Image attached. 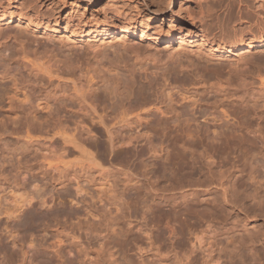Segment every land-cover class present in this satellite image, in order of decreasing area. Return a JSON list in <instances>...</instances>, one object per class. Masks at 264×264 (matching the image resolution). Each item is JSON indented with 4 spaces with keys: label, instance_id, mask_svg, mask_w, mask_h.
Segmentation results:
<instances>
[{
    "label": "rangeland",
    "instance_id": "374dc122",
    "mask_svg": "<svg viewBox=\"0 0 264 264\" xmlns=\"http://www.w3.org/2000/svg\"><path fill=\"white\" fill-rule=\"evenodd\" d=\"M228 5L234 19L222 31L214 15L225 17ZM174 10L178 23L171 21ZM9 11L38 15L43 24L39 30L0 24V207L30 201L15 216L0 215V258L19 264L27 252L23 264H32L29 256L44 250L39 245L59 244L66 264H105L110 252L120 264H154L150 253L139 258L130 251L136 241L190 229L184 221L207 219L218 205L216 240L227 239L226 223L229 229L248 225L243 235L258 237L253 264H264V90L252 85L256 74L247 75L252 93L243 100L233 87L220 92L210 82L191 80L196 65L213 81L212 69L239 58L264 70V47L219 60L199 45L202 36L225 46L251 41L264 20V0H243L247 22L236 18L238 0H0V17ZM125 23L135 35L122 38ZM46 26L60 32H45ZM67 26L76 33L109 26L114 37L103 45L100 36L63 37ZM182 33L191 38L177 50ZM20 41L53 56L62 73L90 67L74 80L87 85L97 115L74 107L73 92L60 88L73 83L70 74L30 72ZM180 62L193 66L180 69L176 82L169 72ZM186 119L193 120L191 129L181 124ZM184 126L208 137H186ZM63 133L74 142L64 141ZM89 157L100 172L88 166ZM29 231L36 240L22 246Z\"/></svg>",
    "mask_w": 264,
    "mask_h": 264
},
{
    "label": "bare ground",
    "instance_id": "6f19581e",
    "mask_svg": "<svg viewBox=\"0 0 264 264\" xmlns=\"http://www.w3.org/2000/svg\"><path fill=\"white\" fill-rule=\"evenodd\" d=\"M90 1L92 2L93 0H90ZM161 3H162V0H161ZM242 4H243V0H238V13L236 15V18L238 21H241V22L246 21L245 19L247 17L246 14L242 11ZM229 6L230 5H228V7ZM230 7H229L230 10H228L227 15H225V17H222V15L216 14V13H215L216 15H214V20L217 22V25L219 26L220 29H222V31L224 29H227L228 27L226 28H223V27L228 26L229 23L232 22V20L234 19L233 13H231L232 8ZM33 18L34 17H30L29 14L21 16V15H17L16 12L14 11H9V12H5L4 15L0 17V24L8 26L16 21L17 23H21V26L23 28L30 27L34 30H39L41 28V25L43 24V20H42L43 17H38L37 15L36 17L37 19H33ZM180 20H181V17H180L179 11L174 10L171 21H173V23H178L180 22ZM256 26H257V32L255 35L256 37H253V39L248 42L242 41L239 45L236 44L237 46H232V45L225 46L224 43L216 45L214 44V41L213 42L210 41L208 37H205V36H202V39L199 45L208 46V52H209L208 56L215 57L219 60L226 58L229 54L233 53V51H236V50L240 52L239 54L236 52L237 53L236 56H238L239 58V56H241L242 54L246 52H249L252 49L264 47V20H262L261 22L258 21L256 23ZM251 29L252 28H250V30ZM72 30H70L69 27L67 26L64 31V34H67V36L64 35L63 37L88 38L91 40H96V38L100 36V40H99L100 45L110 42L111 39L114 37L113 34L115 31V29H112L109 26H107L102 32L95 29L93 31L90 30L84 33H76ZM130 30H131L130 25H127L125 23L122 26L121 31H120L122 38L124 36H127L128 34L135 35V32H131ZM44 31L49 32L51 34L60 32L59 30H57V28L48 27V26L44 28ZM141 33H142L141 37L146 36L144 29L142 30ZM174 33L175 32L173 30L167 34L166 40L168 42H171L173 40L175 36ZM187 36L188 35H184L183 33L180 34V37H179L180 44L177 50L182 48V45L186 43L187 38H191ZM9 37L10 35L5 36L6 39H8ZM211 38L213 39V37ZM152 39H155V38L153 36L152 37L150 36L149 40H152ZM18 46L22 50V59L28 63L26 64L29 65L28 66L30 67L29 70L33 74H39V73L47 74L50 78L53 77V74H70L71 77L73 76V83H72L73 85L68 84L71 88L67 84L63 85L59 83L63 85V87L61 86L60 88L62 89L65 88L64 90H70L69 91L70 93L73 92L71 96H74L76 100L78 101L76 104L75 103L73 104L74 107H77L80 110H83L86 112H90L93 115H97L99 104L98 105L97 103L95 104V100H92L85 93L83 89L85 88L83 86L85 85V83L83 84V82H81L82 83L81 85L78 82L79 80L78 81L76 79L74 80V77L76 78L78 74L79 76L81 74H88L91 71L90 67L81 69L79 70V72L73 70V71H68L67 73H64V72L62 73L59 67L56 65L57 63H55L53 56H48L47 53L45 54V56H43L42 53H39V50L31 48L29 45H25L23 41H20ZM136 54H138V52ZM231 63L232 64L230 66H224L218 69H212L211 74H214L213 75V78L215 80V81L213 80L214 82L204 79V76L200 75L201 73L199 71L200 69L199 65H196V69L192 70L191 72V74H194L193 75L194 77L191 76L192 77L191 80L193 82L197 81L201 83L203 82L205 84L210 82L211 84L210 83L209 84L220 92H223L226 89L233 87L234 88L233 93L236 96H238L239 99L243 100L246 97V95L248 96L249 94L252 93V92L250 93V89H248V85L249 84L251 85L252 83L251 81H250L251 83H248V79H249L248 76L249 74L250 75L256 74V76L258 77L257 79L258 82L257 81L253 82L252 85L255 83L256 84L259 83V87L261 86L262 90H264V73H262L264 72V70L262 71L263 68L260 67V65H257L255 63L256 65H251V68H249L248 63L244 58H239ZM190 66H193V65H190ZM190 66L185 65L182 62H180L178 67L176 68L174 67L172 72H169V74H175V77H177L175 81L177 82L179 80L178 74L181 73L180 69L182 70L183 68L188 69L190 68ZM117 67L118 66L117 65L115 66V64L114 65L110 64L109 66L110 69H114V68L116 69ZM202 68L207 70V67H202ZM93 71L95 72V70ZM225 74H235V76L225 77ZM256 76L255 78H253L254 81L256 80ZM59 79H61V77L58 78V80ZM168 80L169 79L165 78L164 82L167 83ZM66 87L67 88L69 87L70 89H66ZM254 91H255V88H254ZM66 92L68 91H65V93ZM170 96L171 95H169V97ZM250 96H253V95H250ZM146 104H147L146 102L142 103L140 107H143ZM154 109H156V111L158 112L161 111L159 108H154ZM125 112L126 111H124V113ZM125 117L127 116H124L123 117L124 119L122 118V122L123 120L125 122L127 121ZM136 117L138 119H141L139 114H136ZM98 118L100 119L101 117H98ZM192 121H193L192 119H186L182 121L181 124L182 125L184 124L188 128H190L192 127V124H191ZM186 126H184L188 130V132L184 134V136L186 137L188 136L189 137L191 136L192 137L194 136L195 137H208L207 134L199 133V132H196L195 130L191 131ZM63 137H64V141L71 142V143L74 142L71 136H65L63 133ZM81 148L82 147H79L78 149H81ZM81 151L84 154L86 152V150H83V149H81ZM43 156H44L43 157L44 159L46 158L48 159V155L46 156L44 154ZM60 158L61 157H58L57 161H61L60 163H62L63 161L60 160ZM49 159L51 160L50 156H49ZM50 160L48 162V166L55 170L59 169L60 163H58L57 161L56 163L54 160L55 162L54 164L53 162H50ZM88 160L90 164L88 166H94V168L97 169V172H100V166L96 163V160H94V158L92 157H89ZM68 166H71V165H68ZM98 167H99V170H98ZM66 170H68V167ZM236 188H237L236 185L233 183L231 185V189L236 190ZM225 196L228 197L227 190H225ZM29 202L30 201H28L27 199L22 198L18 202L16 200L11 201L10 205H8V203L7 205L6 204L3 206L1 205L0 215L5 214V215H8L9 217L15 216V214L16 213L18 214V212ZM41 205H46V204L42 203ZM211 209H212V215L211 217L207 219H195V220L193 219L189 222L184 221L183 223H186L187 226H190L191 227L190 229H185L184 231H181V232H175L174 230H171V233L168 238L164 234H161V233H157L153 235H149V234L145 235L144 236L145 240L142 242L136 241L133 244L130 251H133L139 258H143L144 254L150 253L151 257L153 258L154 264H253V263H256V261L259 260L258 259V245H257L258 237H255L254 234L252 233L251 234L247 233L245 236L243 235L247 231L248 225L247 226L244 225L241 228H238V226H235L234 228L229 229L227 228V223H226L224 224L225 226L224 225L222 226V229L225 230L223 236H225V238L227 239H225L224 242L223 241L218 242L216 240L217 238L216 235L218 233V230L221 228L214 227V226L222 225V222L219 221L218 216H217V214L220 212V209L218 205H212ZM248 214L249 213L247 212V216L245 220H243L244 223L247 221V218L249 217ZM16 230L18 231L19 228ZM239 231H244V232L241 234V232ZM27 233L28 235L25 237V241L23 242L22 246L26 244L33 245V243L36 240V235L34 231H31V232L29 231ZM262 243H263L262 250L264 251V248H263L264 241ZM15 244H16V241L13 243V245ZM39 246L41 248H44V250L43 251L36 250L32 255L29 256L30 262L32 264H66L64 261L65 254L61 251V248H60L61 246L59 244L51 245L46 248L43 247L44 245L42 244ZM109 254H110L109 258L106 260L105 264H120L114 259V254L112 252H110ZM26 255H27V252H24L22 253V255H20L19 264H23L26 261ZM5 256L3 258H0L1 260L0 264H8L11 262V261L6 262Z\"/></svg>",
    "mask_w": 264,
    "mask_h": 264
}]
</instances>
